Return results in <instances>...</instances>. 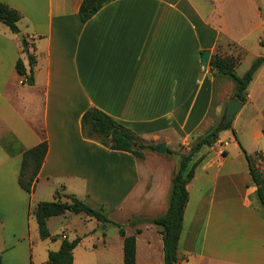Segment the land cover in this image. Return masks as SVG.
I'll use <instances>...</instances> for the list:
<instances>
[{"label":"crops","instance_id":"0c3cea01","mask_svg":"<svg viewBox=\"0 0 264 264\" xmlns=\"http://www.w3.org/2000/svg\"><path fill=\"white\" fill-rule=\"evenodd\" d=\"M0 2L21 15L18 34L35 58L27 84L15 71L20 59L28 78L23 40L0 23V253L6 264H46L63 239L76 238L72 264H123L116 225L135 237V264H163L161 228L130 222L167 211L178 158L166 150L187 151L221 121L234 85L210 69V58L236 59L242 76L264 54V0H113L85 23L78 15L82 0ZM92 108L145 144H164L165 154L154 148L137 159L85 138L80 120ZM44 141L47 151L28 194L18 185L22 154ZM238 143L262 157L255 165L264 172V64L230 128L193 156L198 164L186 186L175 264H264V213ZM65 195L111 223L66 212L47 219L51 238L41 240L36 205L66 202Z\"/></svg>","mask_w":264,"mask_h":264},{"label":"trees","instance_id":"16d2710c","mask_svg":"<svg viewBox=\"0 0 264 264\" xmlns=\"http://www.w3.org/2000/svg\"><path fill=\"white\" fill-rule=\"evenodd\" d=\"M113 0H82L78 15L82 23L87 22L95 13ZM21 15L14 9L0 2V23L5 25L12 34H18L17 23ZM22 52L27 56L29 65V75L26 78V70L23 63L18 59L15 63V71L18 75L24 76L25 83L32 84V68L35 64L34 56L28 51V44L22 41ZM264 64V54L253 60L248 70L238 76L235 73L236 59L232 57H220L214 55L209 60L211 70L227 76L231 79L234 89L232 98L242 104L246 102L247 88L253 80L256 71ZM81 131L85 138L97 141L103 147L114 151L128 152L137 159H143V151L154 150V145L145 144L131 130L116 123L112 118L97 109H88L81 117ZM230 128V127H229ZM228 128V129H229ZM224 129L220 123L216 124L212 130L201 137L195 144L185 152L166 150V154L176 155L178 158L177 167L173 172L171 180V194L169 204L165 214L151 220H135L130 222L131 226L148 223L159 226L162 236L163 264H175L177 260V244L181 234L183 213L188 202L187 184L194 175L197 162H192L193 156L201 147H211ZM234 138H236L233 132ZM238 147L243 154L249 175L256 187V194L264 213V172L257 169L255 158H262L260 155H249L238 143ZM184 149L183 147H179ZM47 151V143L44 141L37 146L26 150L22 154L21 166L18 176L19 187L28 194H31L39 168L43 162ZM59 196V192L56 193ZM66 202H40L34 209V217L38 227V235L41 240L51 238L47 230V219L62 215L66 212L73 214L83 213L88 217L96 219L101 224L111 223L107 217L98 210H93L85 203L78 200L73 195H65ZM113 224V223H112ZM119 234L123 237V264H135V237L124 235L123 227L116 225ZM55 239V237H52ZM80 238L72 241L63 239L56 252H49L46 264H72V251L79 244Z\"/></svg>","mask_w":264,"mask_h":264},{"label":"water","instance_id":"95a60500","mask_svg":"<svg viewBox=\"0 0 264 264\" xmlns=\"http://www.w3.org/2000/svg\"><path fill=\"white\" fill-rule=\"evenodd\" d=\"M17 37H18V39L23 40V35L18 34ZM208 59H209V53L204 52L202 54V57H201L202 66L204 68L207 67ZM241 108H242V103L237 101L235 98L229 99V101L227 102V105L223 111V115H222V118L220 121V126L224 130H227L231 126V123H232L234 117L241 110ZM155 152L159 155H164L165 154V145L164 144L157 145L155 148Z\"/></svg>","mask_w":264,"mask_h":264},{"label":"rangeland","instance_id":"374dc122","mask_svg":"<svg viewBox=\"0 0 264 264\" xmlns=\"http://www.w3.org/2000/svg\"><path fill=\"white\" fill-rule=\"evenodd\" d=\"M247 114V112H244V114H243V117L245 116ZM179 151L181 150L180 148L178 149ZM178 151V152H179ZM228 152H229V155L231 156V157H233V156H235V154H236V151H234V149H233V146H230L229 148H228ZM258 158H255V164L256 163H259L258 161ZM261 167H262V165L261 164H259V166L257 167L258 169H260L261 170ZM33 221H34V219H32ZM33 223H35V222H33ZM3 231H5V230H3ZM7 232H8V230H6ZM20 231H21V229H20ZM20 232H19V228H18V234H19ZM17 234V235H18ZM34 245H36V243H34ZM27 253V259H28V262L30 261V254H29V252L27 251L26 252ZM6 255L5 254H1L0 253V258H1V260H4V264H6Z\"/></svg>","mask_w":264,"mask_h":264},{"label":"bare ground","instance_id":"6f19581e","mask_svg":"<svg viewBox=\"0 0 264 264\" xmlns=\"http://www.w3.org/2000/svg\"><path fill=\"white\" fill-rule=\"evenodd\" d=\"M104 155V154H103ZM103 157V156H102ZM109 159V158H108ZM104 160H106V159H104ZM102 161V160H101ZM98 162V161H97ZM108 162V161H107ZM111 162V161H110ZM101 164H102V162H101ZM118 164H119V160H118ZM104 165H105V162H104ZM111 165V163L109 164V166ZM102 166V165H101ZM116 166V165H115ZM119 166V165H118ZM117 167V166H116ZM118 170V169H117ZM105 171H106V169H105ZM110 172H111V170H110Z\"/></svg>","mask_w":264,"mask_h":264}]
</instances>
